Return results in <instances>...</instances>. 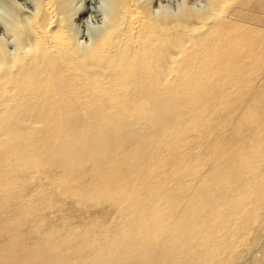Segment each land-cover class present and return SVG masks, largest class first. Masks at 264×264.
Here are the masks:
<instances>
[{"label": "bare ground", "instance_id": "6f19581e", "mask_svg": "<svg viewBox=\"0 0 264 264\" xmlns=\"http://www.w3.org/2000/svg\"><path fill=\"white\" fill-rule=\"evenodd\" d=\"M32 1L0 0V264H259L264 0H103L85 47Z\"/></svg>", "mask_w": 264, "mask_h": 264}, {"label": "rangeland", "instance_id": "374dc122", "mask_svg": "<svg viewBox=\"0 0 264 264\" xmlns=\"http://www.w3.org/2000/svg\"><path fill=\"white\" fill-rule=\"evenodd\" d=\"M17 1L20 3L21 6H23V8H26V10H30L32 8V5H31L32 3L30 2V0H28V1L27 0H17ZM102 1L103 0H74L73 1V4H74L75 7L79 6L80 9L82 8L83 11H85L84 13L80 12L79 15L76 14L77 16H75V19H74V25H76V27L79 30V33H78L79 35H78V40L77 41H78V44H79L80 47H85V46H87L90 43V31H89L90 27H93V25H97V24L101 23V19L102 18L100 16H102V15H101V13L99 11H95L94 7L100 5V3ZM168 1L169 0L164 1V4L166 2H168ZM173 1H175V0H172V2ZM184 1L187 4L189 3L188 5H190V6L194 7V8H199L201 4L205 5L204 3H206V1H203V3L201 1L200 2L201 4H200L199 3L200 0H192V1H190V0H187V1L186 0H183V1L180 0V2L179 1L178 2L181 3V2H184ZM169 3H168L169 6L170 5H172V6L174 5L175 6L176 1H175V3L173 2L174 4L171 3V2H169ZM157 4L158 3H156V5ZM155 6H154V9L155 10L156 9L159 10V6H157V8H155ZM1 10H0V36L7 38V36L10 35V34H8V32H9L8 28L10 27L9 26V21H10L11 17L8 14L3 15L6 12L2 10L3 11V13H2ZM87 10H89V11H87ZM91 11L93 12V14H92ZM94 13L95 14L99 13V15H95ZM6 29H8V30H6ZM11 51L13 52L12 49H11ZM262 73H264V71H262ZM261 78H262L261 76L257 78V80H256V82H257L256 85L257 86H258V83L260 82ZM262 83H264V80H263ZM237 95H239V92L237 90L233 89V88H229L228 87L225 90H220L217 87H215L214 90L210 94H208L205 98L208 101H213V100L220 101V100H223L224 104L220 106V109H226L228 107V105H229V102L232 101L235 98V96H237ZM170 104H171V107L176 108L174 103H170ZM163 107L167 108V103L166 102H164ZM142 116L143 115H139V114L130 115L128 124L132 123V120H134V121H137V123H136L137 125L133 124L134 127L139 128V127L143 126L144 122L142 123V121H141ZM112 126H113V129H110V133L111 134L115 133L114 136L121 135L123 133V130H124V127H125V121H123V120L116 121L114 124H112ZM263 131L264 130L262 128H260L258 130H255L252 134H250L247 137L246 140H248L250 138H253V136L255 134L258 135L259 133H263ZM263 240H264V236H263ZM261 247L264 248V241L262 242ZM262 250L263 251H261V252H259L257 254V255H259L262 258V259L259 258V264H264V253H263L264 249H262Z\"/></svg>", "mask_w": 264, "mask_h": 264}]
</instances>
